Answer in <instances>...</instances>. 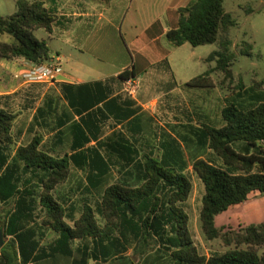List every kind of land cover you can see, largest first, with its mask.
<instances>
[{
	"label": "trees",
	"instance_id": "obj_1",
	"mask_svg": "<svg viewBox=\"0 0 264 264\" xmlns=\"http://www.w3.org/2000/svg\"><path fill=\"white\" fill-rule=\"evenodd\" d=\"M178 12L176 26L165 33L171 45L189 42L197 46L218 41L219 46L205 58L215 59V65L185 84L211 87V72L215 69L230 77L235 54L227 35L236 21L224 9L223 0H189ZM53 21L54 16L42 2L16 0L13 13L0 14V59L22 57L33 64L48 61L47 41L38 39L34 30L41 27L49 32ZM3 34L10 35L12 40H4ZM247 46L244 51L250 55L251 45ZM130 76H136L134 70L125 69L119 74L121 79ZM238 85L236 95L227 99L220 110L222 124L201 122L191 128L197 148L211 149L220 161L193 155L191 168L204 188L198 214L200 229L208 239L221 238L228 246L226 249L208 256L198 251L184 209L193 185L185 172L188 161L181 145L178 160L171 152L168 159L162 160L146 156L136 166L141 182L107 184L94 204L82 202L76 217L73 208H66L52 190L67 179L70 161L77 158L79 162V155L52 156L39 148L40 138L34 136L27 144L17 146L10 157V130L15 115L0 108V225L4 227V236L12 235L0 247L1 257L7 263L17 253L26 259L38 247L32 236L40 217L33 210V194L39 187L38 203L43 208L39 226L47 225L57 235L39 248V256L73 254V264H95L92 261L96 259L106 261L125 252L134 239L157 237L173 248L172 255L178 264H264V221L237 230H225L214 222L218 213L247 200L250 193L264 192L263 83ZM183 139L188 142L187 136ZM75 239L78 241L72 246L70 241ZM151 246L143 243L135 247L144 250Z\"/></svg>",
	"mask_w": 264,
	"mask_h": 264
},
{
	"label": "crops",
	"instance_id": "obj_2",
	"mask_svg": "<svg viewBox=\"0 0 264 264\" xmlns=\"http://www.w3.org/2000/svg\"><path fill=\"white\" fill-rule=\"evenodd\" d=\"M35 1L42 2L54 16L51 30L46 31L48 61L59 57L63 73L55 81L27 82L22 73L29 68L30 61L22 57L1 58L0 108L15 115L10 130V157L17 146L27 144L34 136L40 138L39 148L52 156L79 155V162L77 158L70 161L67 179L52 190L53 196L66 208L72 207L77 217L82 202L94 204L107 184L141 182L136 166L146 156L162 160L168 159L171 152L178 160L180 145L183 149L180 123L190 132L186 135L188 143L193 141L195 146L191 128L201 122L210 124L200 120L196 123L198 111L188 112L187 120L180 122V78L168 60L170 49L176 46L170 44L165 33L176 26L178 8L189 0H169L163 11L144 20L140 27L137 19L145 13L140 10L143 0ZM109 2L111 9L107 7ZM129 9L133 11L127 16ZM122 22L130 28L128 42ZM125 69L134 70L137 76L138 90L133 97L121 91L119 74ZM39 191L36 187L33 194V210L40 217L32 236L38 247L26 259L17 253L10 263L0 254V264H73V254H38L42 245L57 237L49 226H39L43 213L38 203ZM187 203L188 199L184 209L192 231L194 223ZM0 230L5 246L12 235L4 236L2 225ZM143 243L152 246L144 250L135 247ZM130 244L123 253L92 262L178 264L172 255L173 248H168L162 239L139 237Z\"/></svg>",
	"mask_w": 264,
	"mask_h": 264
},
{
	"label": "rangeland",
	"instance_id": "obj_3",
	"mask_svg": "<svg viewBox=\"0 0 264 264\" xmlns=\"http://www.w3.org/2000/svg\"><path fill=\"white\" fill-rule=\"evenodd\" d=\"M143 1L144 5L140 7V10L145 13H143L144 16H139V19H137L139 27L143 25L144 20L154 17L157 12L163 11L165 5L169 3V0ZM107 7L111 9L112 4L109 2ZM223 7L230 12L232 18L236 21V24L230 28L227 35L231 40L230 49L235 54L230 77H225L224 72L215 69L211 72L213 86L196 87L185 84L186 81L201 74L206 68L215 65V59L207 61L205 58L212 50L219 48L218 41L197 46L184 42L170 49L168 60L171 69L180 78V122L187 120L186 114L188 112L198 111L200 114L194 117L196 123L200 120L208 121L212 125H220L222 123L220 110L227 103V99L236 95L239 90L238 84L241 83L244 87H248L255 82L262 81L264 88V0H223ZM15 9L16 0H0V14H11ZM132 11L133 9H129L127 16ZM122 23V31L125 33L126 42H128L131 39L130 28L127 23ZM34 35L38 39L48 40V33L41 27L34 30ZM1 37L7 40L10 35L3 34ZM122 42L121 39L119 44H122ZM247 44L251 45L250 55H246L244 51L248 49ZM189 133L186 125L180 123V142L188 161L185 172L190 177L193 185L187 203L190 206V214L194 223L191 231L192 236H194L199 252L203 254L221 252L228 247L222 239L219 237L208 239L201 232L198 214L204 188L191 168L192 159L195 157L193 154L201 155L216 163L220 161L213 156L211 149L207 147L198 149L193 141L190 143L185 142L183 136ZM262 221H264V192L250 193L247 200L231 205L214 218L215 225L223 226L225 230H237L244 225Z\"/></svg>",
	"mask_w": 264,
	"mask_h": 264
},
{
	"label": "built area",
	"instance_id": "obj_4",
	"mask_svg": "<svg viewBox=\"0 0 264 264\" xmlns=\"http://www.w3.org/2000/svg\"><path fill=\"white\" fill-rule=\"evenodd\" d=\"M63 73V68L59 57L55 56L52 60L33 64L27 68L22 76L27 82L55 81ZM138 90L137 76H130L122 79L121 91L127 96H135Z\"/></svg>",
	"mask_w": 264,
	"mask_h": 264
},
{
	"label": "water",
	"instance_id": "obj_5",
	"mask_svg": "<svg viewBox=\"0 0 264 264\" xmlns=\"http://www.w3.org/2000/svg\"><path fill=\"white\" fill-rule=\"evenodd\" d=\"M3 243V238H2V231L0 230V245Z\"/></svg>",
	"mask_w": 264,
	"mask_h": 264
}]
</instances>
